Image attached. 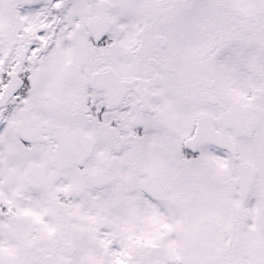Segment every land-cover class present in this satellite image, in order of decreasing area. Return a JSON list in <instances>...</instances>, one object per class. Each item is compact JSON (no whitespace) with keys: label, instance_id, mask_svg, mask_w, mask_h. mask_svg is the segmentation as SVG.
Wrapping results in <instances>:
<instances>
[{"label":"snow or ice","instance_id":"1","mask_svg":"<svg viewBox=\"0 0 264 264\" xmlns=\"http://www.w3.org/2000/svg\"><path fill=\"white\" fill-rule=\"evenodd\" d=\"M0 264H264V0H0Z\"/></svg>","mask_w":264,"mask_h":264}]
</instances>
